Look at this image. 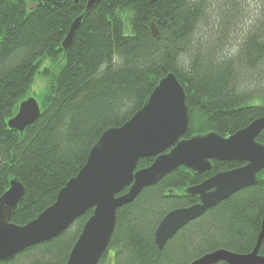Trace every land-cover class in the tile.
I'll return each mask as SVG.
<instances>
[{"label":"trees","instance_id":"obj_1","mask_svg":"<svg viewBox=\"0 0 264 264\" xmlns=\"http://www.w3.org/2000/svg\"><path fill=\"white\" fill-rule=\"evenodd\" d=\"M256 2L253 11L247 0H101L64 49L87 0H0V196L14 179L25 186L12 221L26 225L53 205L102 135L130 120L171 72L188 93L185 137H228L264 117V0ZM39 76L46 81L41 116L23 132L11 129ZM154 161L142 159L138 169ZM243 165L215 160L200 175L180 167L145 188L118 210L99 264H190L220 249L253 252L264 221V170L257 184L190 222L163 249L155 241L167 213L197 202L186 187ZM92 214L0 264H65Z\"/></svg>","mask_w":264,"mask_h":264},{"label":"water","instance_id":"obj_2","mask_svg":"<svg viewBox=\"0 0 264 264\" xmlns=\"http://www.w3.org/2000/svg\"><path fill=\"white\" fill-rule=\"evenodd\" d=\"M100 1L87 0L85 12L73 21L64 39V49L72 44L85 13ZM187 98V90L175 73L161 78L144 106L130 120L102 135L85 166L61 189L55 203L23 226L15 224L12 218L23 200L25 186L18 179L12 180L9 189L0 196V262L10 261L30 247L57 238L93 209L65 264H99L108 251L118 210L180 167L200 175L210 171L215 160L244 163L185 188L184 194L197 202L176 208L162 219L155 232L160 249L209 209L257 184L258 174L264 170V143L258 141L264 131V117L228 137L212 131L188 138L185 137L190 124ZM40 116V102L30 96L21 102L8 124L11 129L23 132ZM149 157H155V161L138 169L140 160ZM263 240L264 221L253 252L239 254L220 249L190 264L220 261L264 264V256L259 254Z\"/></svg>","mask_w":264,"mask_h":264},{"label":"rangeland","instance_id":"obj_3","mask_svg":"<svg viewBox=\"0 0 264 264\" xmlns=\"http://www.w3.org/2000/svg\"><path fill=\"white\" fill-rule=\"evenodd\" d=\"M247 6H249L253 11L257 10V2L256 0H247ZM46 87V81L43 76H39L34 84L33 92L30 95L37 98V100L41 103L44 97ZM89 212V211H88Z\"/></svg>","mask_w":264,"mask_h":264},{"label":"bare ground","instance_id":"obj_4","mask_svg":"<svg viewBox=\"0 0 264 264\" xmlns=\"http://www.w3.org/2000/svg\"><path fill=\"white\" fill-rule=\"evenodd\" d=\"M251 123H252V122H251ZM251 123H250V124H251ZM250 124H249V125H250Z\"/></svg>","mask_w":264,"mask_h":264}]
</instances>
